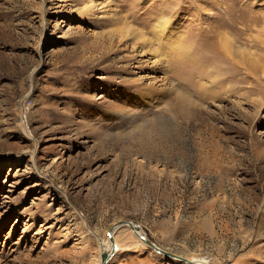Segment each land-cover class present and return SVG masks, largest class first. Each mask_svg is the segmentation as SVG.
I'll list each match as a JSON object with an SVG mask.
<instances>
[{
  "label": "rangeland",
  "instance_id": "rangeland-1",
  "mask_svg": "<svg viewBox=\"0 0 264 264\" xmlns=\"http://www.w3.org/2000/svg\"><path fill=\"white\" fill-rule=\"evenodd\" d=\"M118 220L264 264V0H0V264H99Z\"/></svg>",
  "mask_w": 264,
  "mask_h": 264
},
{
  "label": "water",
  "instance_id": "water-1",
  "mask_svg": "<svg viewBox=\"0 0 264 264\" xmlns=\"http://www.w3.org/2000/svg\"><path fill=\"white\" fill-rule=\"evenodd\" d=\"M123 225H127L132 230V232L138 236V238L142 242H144L146 245H148L150 248H152L154 251H156L160 254H163V255L170 257V258H173V259L180 260L186 264H210L207 261H199V260H195V259H189L187 257H184L182 255H179V254H176V253H173L170 251H167V250L159 247L141 231L140 227L137 224H135L129 220H118L110 226V228L107 232V236H108L109 242H110V248L108 251H104V253L101 254L100 264H106L108 259L114 254L115 245H114L112 231L114 229L120 227V226H123Z\"/></svg>",
  "mask_w": 264,
  "mask_h": 264
},
{
  "label": "bare ground",
  "instance_id": "bare-ground-1",
  "mask_svg": "<svg viewBox=\"0 0 264 264\" xmlns=\"http://www.w3.org/2000/svg\"><path fill=\"white\" fill-rule=\"evenodd\" d=\"M84 15V14H83ZM163 21H165L164 19H163ZM154 29V28H153ZM159 30V29H158ZM155 32L157 33V31H155V29L152 31V33L155 35ZM161 32V31H160ZM160 35V34H159ZM142 50V49H141ZM150 50H154V49H150ZM144 52H147V51H144ZM149 52V51H148ZM151 54V53H150ZM151 58V57H150ZM137 67V66H136ZM149 70V72L150 73H153V71H154V69H152V68H150V69H148ZM131 71V70H130ZM131 75H134V76H132L133 78H132V80H134L133 82L135 83V81H137L138 82V84L139 83H142V80H141V77H143V76H138L137 75V73H132V72H129ZM150 73H148V74H150ZM137 75V77H135ZM145 81V80H144ZM143 81V82H144ZM136 82V83H137ZM154 82V81H153ZM156 86V85H155ZM154 85H152L151 86V88L153 87H155ZM176 90H179V92H176V95L178 96V98L180 99V100H186L187 99V97H186V94H184V92H182L179 88H177ZM153 91V90H152ZM150 92V91H149ZM148 93V92H147ZM153 93V92H152ZM147 95H149V94H147ZM149 97L151 98V95H149ZM148 97V98H149ZM187 101V100H186ZM117 229V228H116ZM116 229H114L113 231H112V235L114 234V232H115V230ZM140 231V230H139ZM136 235V234H135ZM137 236V235H136ZM138 237V236H137ZM113 240H114V237H113ZM107 243L103 246V250H102V253H104V251H108L109 249L108 248H110V242H109V240L107 239ZM114 245H115V242H114ZM115 248H116V246H115ZM190 259V258H189ZM195 260H197V259H195ZM199 261H204V260H199ZM101 262V261H100ZM100 264V263H99Z\"/></svg>",
  "mask_w": 264,
  "mask_h": 264
},
{
  "label": "crops",
  "instance_id": "crops-1",
  "mask_svg": "<svg viewBox=\"0 0 264 264\" xmlns=\"http://www.w3.org/2000/svg\"><path fill=\"white\" fill-rule=\"evenodd\" d=\"M115 246H116V248H117V244H116V242H115Z\"/></svg>",
  "mask_w": 264,
  "mask_h": 264
}]
</instances>
